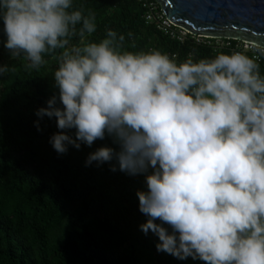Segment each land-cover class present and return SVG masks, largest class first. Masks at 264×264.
Returning <instances> with one entry per match:
<instances>
[{
	"label": "clouds",
	"instance_id": "9594fccd",
	"mask_svg": "<svg viewBox=\"0 0 264 264\" xmlns=\"http://www.w3.org/2000/svg\"><path fill=\"white\" fill-rule=\"evenodd\" d=\"M95 20L73 0H0L10 58L24 56L29 69L46 55L57 61L58 97L35 113L56 118L53 149L66 154L69 145L111 137L119 151L99 147L85 166L115 159L120 172L144 174L147 190L136 196L147 219L139 228L158 237L157 252L264 264V46L251 57L233 50L178 61L155 49L128 51L112 29L89 41ZM13 71L0 64V78Z\"/></svg>",
	"mask_w": 264,
	"mask_h": 264
},
{
	"label": "trees",
	"instance_id": "16d2710c",
	"mask_svg": "<svg viewBox=\"0 0 264 264\" xmlns=\"http://www.w3.org/2000/svg\"><path fill=\"white\" fill-rule=\"evenodd\" d=\"M73 5L95 14L97 30L88 37L92 42L112 29L125 36L128 51L155 49L177 55L178 61L189 53L201 59L233 51L214 48L215 40H171L146 23L145 10L135 0H73ZM5 40L0 21V64L15 69L0 78V264H204L157 252L158 237L140 230L147 218L139 211L136 192L147 190L144 174L120 172L115 159L85 166L89 153L99 147L119 151L111 137L79 150L69 145L66 154L53 149L49 140L59 131L56 118L35 113L53 95L58 97L57 61L46 55L43 66L29 69L24 56L10 58ZM258 63L264 74V57Z\"/></svg>",
	"mask_w": 264,
	"mask_h": 264
},
{
	"label": "water",
	"instance_id": "95a60500",
	"mask_svg": "<svg viewBox=\"0 0 264 264\" xmlns=\"http://www.w3.org/2000/svg\"><path fill=\"white\" fill-rule=\"evenodd\" d=\"M191 35L264 46V0H154Z\"/></svg>",
	"mask_w": 264,
	"mask_h": 264
},
{
	"label": "built area",
	"instance_id": "2783aa9c",
	"mask_svg": "<svg viewBox=\"0 0 264 264\" xmlns=\"http://www.w3.org/2000/svg\"><path fill=\"white\" fill-rule=\"evenodd\" d=\"M135 1L141 4L143 9L145 10L144 19L146 23H148L149 25L150 24L154 25L157 31L161 32L171 40L183 44L185 41L188 40V38H190L189 36H191V39H195L196 43L204 42L203 39L205 38L195 37L191 35L188 31L184 30L183 28H180L177 25L173 24L172 22L168 21L164 16L161 7L154 0H135ZM207 40H213V39H207ZM206 43L210 45L209 42ZM213 47L216 49L232 48L235 51H241L251 56L257 54L255 52L254 45L243 42H238L237 44L232 46L230 40H220V41L215 40ZM169 55L171 56V54ZM175 57L177 58V55H175Z\"/></svg>",
	"mask_w": 264,
	"mask_h": 264
},
{
	"label": "rangeland",
	"instance_id": "374dc122",
	"mask_svg": "<svg viewBox=\"0 0 264 264\" xmlns=\"http://www.w3.org/2000/svg\"><path fill=\"white\" fill-rule=\"evenodd\" d=\"M199 41H202V40H199ZM217 41H220V40H217Z\"/></svg>",
	"mask_w": 264,
	"mask_h": 264
}]
</instances>
